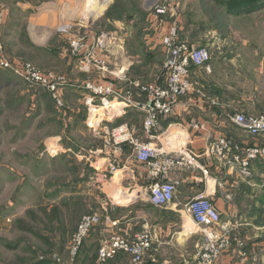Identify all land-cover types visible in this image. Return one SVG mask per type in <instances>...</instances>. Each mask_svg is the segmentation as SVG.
I'll list each match as a JSON object with an SVG mask.
<instances>
[{
    "label": "rangeland",
    "instance_id": "374dc122",
    "mask_svg": "<svg viewBox=\"0 0 264 264\" xmlns=\"http://www.w3.org/2000/svg\"><path fill=\"white\" fill-rule=\"evenodd\" d=\"M45 1L50 2V0H0V7L9 12V17L11 21L13 20L9 27L6 26V21L0 25L6 26L0 28V38L5 46L7 56L12 61L30 62L42 71L45 69L44 64L47 63V57L45 53L29 47V43L22 37L23 33V36L26 35V32H24L23 24L20 27L22 22L20 14L23 12L21 7L24 4L34 6L35 3ZM68 1H63L64 4H62L59 0H53L50 4L57 12L71 16L72 23L69 24L74 25L73 23L78 22L77 25H74L76 34H81L85 30L96 36L114 33L115 39L118 36L117 39H121L127 44L128 54L126 53L124 57L133 56L136 61L143 62L139 65L135 64L132 71L141 75L145 73V77H149L153 73L158 75L156 78L139 80L144 82L163 81L165 54L160 51L151 53L150 47L145 42L148 38L156 37L157 39L158 37L159 29L155 27L154 17H151V13L162 0H112L114 6L110 15L107 17H103V15L100 18L95 15L92 17L99 2L95 0ZM144 3L145 10L142 8ZM168 3L178 9V17L169 15L158 21L163 20L164 23L170 24L177 20L181 38L193 46L206 47L211 55V63L217 61L220 71L222 67L229 68L236 65L237 59L246 62V70L240 75V82L243 83L242 91L254 95L252 100H255V94L259 92H256V89L264 88V78L259 79L264 77V69L262 70L264 65L261 64L264 63V12L251 17L248 13L241 14L239 17L230 16L226 14L229 13L227 9L229 6L225 0H168ZM91 17L93 23L90 25L89 18ZM84 20V24L80 23ZM21 37L24 43L19 40ZM64 37L67 36L64 35ZM238 41L247 43L239 44ZM17 42H19L18 45ZM20 43L22 44L20 45ZM63 45L66 47L65 53L69 50L68 41L66 40ZM55 50L58 51L57 48ZM68 58L73 59L75 63L78 62L81 70L87 73H92L95 70L85 64L87 62L83 57L74 58L70 52ZM120 58L118 56L117 60ZM112 59L113 56L109 65L110 70L121 64L120 61L112 64ZM36 61L43 64V69ZM229 71L234 77V72L230 68ZM95 72L98 77V71L95 70ZM67 74L73 83L89 79L81 76L82 79L78 80L76 77L80 76L81 72L80 74L76 72ZM223 74L224 70L221 71V75ZM13 76L17 75L11 71L0 72V87H3L1 83L5 81L12 82ZM110 76L115 77L111 74ZM20 79L26 82L23 78ZM231 81L235 82V77ZM27 85L30 86L28 83ZM13 86V88L22 89L23 85L21 86L18 82L16 86ZM120 86L123 87L122 84ZM1 88L0 264L6 262V264H18L19 260H26L32 255L30 253L32 249L36 250L39 255H43L42 250L49 252L46 254L51 257L52 262L48 264H66L71 237L83 215L92 212L99 213L101 216L110 215V213L115 216L130 214L127 208L117 206L118 204L113 202L111 194L107 190L109 182L99 179L96 176L95 168L77 156L88 153V150L94 147L101 146V141L95 139L96 132L109 125V120L106 121V119L111 117L110 111H114L115 107L110 105L105 108L103 99L93 97L92 94L80 90L78 87L69 86L65 89L67 96L64 100L67 112L62 114V111L49 102L45 106V110L48 111L36 119L34 106L25 105L30 113L22 112L19 109L17 111V106L12 105L14 100L11 99V96L13 99L15 96L11 95L12 92L1 91ZM23 96L24 93L20 92L19 95H16L15 101L18 103L17 99ZM6 99H9L11 104L8 105L9 107L6 105ZM107 101L113 102V100ZM25 106L23 104L24 108H26ZM117 106L120 111L122 107L119 104ZM241 113L259 114L258 110L253 109L249 113ZM262 113L264 112L262 111ZM127 115V118L114 116L109 128L126 121L140 125L142 119L133 109L129 108ZM33 120L35 126L39 124L45 128L29 127L32 126ZM16 123L22 126L24 124L27 128L14 127L13 125ZM24 130L26 131L23 132ZM29 131H31L30 134H28ZM57 134H61V139L66 147L70 146L72 149L70 151L60 150L56 157L52 158L51 152L48 153L49 146H52L51 141L46 138H49L48 135ZM260 139L259 142L264 144V138ZM52 150L54 151V147L51 148ZM45 167H50L47 175L41 173ZM261 167L264 168V161H262ZM106 178L110 177L106 176ZM148 191V187L144 189L146 197L149 195ZM117 195L119 193L114 194V199L118 197ZM222 225L225 230L237 232L224 224ZM242 228L244 227L242 226ZM253 231L264 237V223L261 224L259 230ZM10 245H13V248H10ZM83 247L84 245L74 263L69 262L70 264L83 262V249H85ZM260 250L261 254H257L256 259L260 261V264H264V245ZM54 256H58L61 261H55ZM123 258H119V262H123ZM144 261L145 259L143 263Z\"/></svg>",
    "mask_w": 264,
    "mask_h": 264
},
{
    "label": "crops",
    "instance_id": "0c3cea01",
    "mask_svg": "<svg viewBox=\"0 0 264 264\" xmlns=\"http://www.w3.org/2000/svg\"><path fill=\"white\" fill-rule=\"evenodd\" d=\"M59 1L62 4L66 1L69 2L68 0ZM52 2L53 0H50V2L35 3L34 6L24 4L23 7H21L23 12L20 14V17H22L20 27H22L23 24L25 29L24 32H26V35L23 36V33L22 37L29 43V47H33L45 53L47 57V63L44 64L45 69H43V64L38 61H36V63L39 67L41 66L40 68L44 71L60 72L61 74H66L67 77V73L69 72H76L78 74L81 72V75H77L76 77L78 80L82 79L81 76H85V78H96L97 73L95 70L92 73L81 70V66L78 62L75 63L73 59L68 58L67 52L64 53L66 47H64L63 43L67 40V37L62 35L59 31V27L72 23V18L70 15H65L53 9L50 4ZM112 5L111 3L109 8ZM142 8H144V10L146 9L145 3ZM263 12L264 9H261L249 12L248 14L251 17L258 16ZM6 13L7 19L5 24L9 27L10 24L13 23V20L11 21L8 14L9 12L6 11ZM228 15L239 17L241 14ZM73 24L77 25V23ZM6 26L3 25L0 26V28H5ZM108 35L110 36V40L108 41L110 54L114 59H112V64L118 61L121 63L119 67L111 69L112 75L115 77L109 75V78L116 79L119 84L126 85V81L131 79H152L158 76L153 73L151 76L145 77V73L141 75L132 71L131 69L135 64L139 65L143 62L139 60L136 61L133 56L124 57L128 52L125 41L117 39L118 36H116L115 39L114 33H109ZM22 37L19 40L24 43ZM145 42L150 47L149 50H151V53L157 51L164 52L161 45L158 44L156 37L148 38ZM18 43L19 42H17V45ZM22 43H20V45ZM238 43L246 44L247 42L238 41ZM55 47L58 51L55 50ZM118 56L121 58L117 60ZM121 60L123 61L121 62ZM218 64L217 61H213L210 65V70L207 69V66L193 67L191 71V81L194 86L193 90L190 94L180 99L173 115L161 121L162 130L159 135L160 144L171 151L184 147L193 149L201 155V163L209 171L208 174H204L200 169H188L171 174L170 178L174 181H178L177 190L175 199L164 207L152 205L148 197L145 196L144 189L148 187L149 190L150 181L146 177L144 167L135 161L134 153L130 147H126L123 156L124 161L127 160L126 166L117 169L113 173L109 171V160L111 157L109 149L105 146L106 135L113 122L112 118H114V116L127 118V111L129 108L122 106L119 111L117 105L105 101V108L112 105L115 109L114 111H110L111 119H106V121L109 120V125L103 130H98L96 132L95 139L101 141V146L94 147L88 150V153L77 156L86 160L90 163L91 167L95 168L96 176L99 177V179H105L106 182H109L107 190H109L113 202L117 203V206L127 208L130 214L125 216H112L111 214V216H103V222L98 225L93 231L94 234H92V237L99 242L100 247L113 234L128 233L129 235H133L140 231H148L153 236L154 241L143 264H160L164 261L170 264H196L198 241L201 240V234L193 218L185 211L184 206L194 195L205 192L219 208L222 224L239 232L238 234L244 242L243 247L234 242L230 249L222 253L216 264H260L256 256L257 254H261L260 249L262 245H264V237H261L260 234L253 230H259L261 224L264 223V168L262 169L261 167L262 161L253 162L250 166L249 173L244 174L237 165H224L217 156L207 152L208 148L212 146L221 135L232 137L240 144H254L255 142H259V140L261 141L260 138H264V135H261L257 139L250 137L231 120L232 115L238 112L249 113L251 109L258 110L259 114L262 113V111L264 112V88H257L256 92H259H255L256 98L252 100L254 95L242 91L243 83L241 84L240 82V75L246 70V62H241L237 59L236 65L229 67L230 70L234 72L235 82L231 81L234 77L230 73L229 68L222 67L221 71L224 70V74L221 75ZM261 64L264 65L263 62ZM236 66L238 67L236 68ZM58 69H60V71H58ZM263 69L264 68H262V70ZM249 70L251 69L249 68ZM220 78L221 81H219ZM263 78L264 77H261L259 79L262 80ZM69 80L71 82V79ZM82 80L71 83L78 85ZM18 82L21 86L23 85L22 89L13 88V85L16 86ZM1 84L3 86L2 88L0 87L1 91L12 92L11 95L13 94V96H15L14 99L11 96V99L14 100L12 105L17 106V111L19 109L22 112L25 111L26 113H30L28 107L25 105L34 106V117L37 119L40 118L45 111H48L45 110V106L49 102H52L59 109L49 92L36 87H28L27 83L23 80L21 81L17 76L12 77V82L5 81ZM65 89L63 91L64 100L67 96ZM20 92L24 93V98L20 97L17 99V103L15 101L16 95H19ZM6 100V105H11L9 99ZM23 104L26 108L23 107ZM59 111H62V114L67 112L66 107L62 110L59 109ZM137 112L140 113L142 119L140 124L143 125L144 114L140 111ZM197 122L201 124V127H193L192 124ZM32 123V126L29 127L35 126L34 120ZM13 126H20L22 129L27 128L26 125L23 124L22 126L18 123ZM35 127H39V129L41 127L43 129L45 128V126H39V124ZM134 128L138 129L142 135V126L140 128ZM25 131L26 130L23 132ZM30 132L31 131H29L28 134H30ZM47 137L49 138L46 139L51 141L50 143L52 145L49 146L48 150V153L51 152L52 158H55L60 150L70 151L72 149L69 145H67L69 147H66L61 139V134L53 136L48 135ZM52 147H54V151H51ZM49 168L50 167H45L41 173L47 175L46 173L50 171ZM106 176L110 178H106ZM115 193H119L116 199H114ZM242 226L244 228H242ZM247 233L250 234L247 235ZM121 257H124L123 262H119V258L121 259ZM66 264H70L68 260ZM109 264L133 263L129 254L121 252L117 257L111 260Z\"/></svg>",
    "mask_w": 264,
    "mask_h": 264
},
{
    "label": "built area",
    "instance_id": "2783aa9c",
    "mask_svg": "<svg viewBox=\"0 0 264 264\" xmlns=\"http://www.w3.org/2000/svg\"><path fill=\"white\" fill-rule=\"evenodd\" d=\"M169 15L178 17V9L168 3V0H162L151 13L155 27L159 29L158 44L165 54V77L162 82L142 83L139 80H130L129 84H122L121 87L116 79L108 77L112 75L109 69L112 58L108 43L110 36H96L87 30L83 32L84 35L76 34L72 24H65L59 30L67 36V54L71 52L74 58L83 57L87 62L85 64L99 73L98 77L84 79L78 85L72 84L65 74L42 71L30 62L10 60L0 38V72L11 71L31 87L49 92L59 109L65 107L64 89L74 86L92 94L93 97L104 101L113 100L144 114L142 135L127 122L118 124L107 132L105 146L109 149L111 157L109 171L113 173L126 166L127 160L124 161L123 156L126 147H130L135 161L144 167L146 177L150 181L148 200L152 205L159 207L167 206L175 199L178 181L172 180L171 174L188 169H200L204 174L209 173L201 163V155L193 149L184 147L171 151L159 141L162 119L173 115L180 99L190 94L194 88L191 81L192 68H211L209 50L183 40L177 20L170 24L164 23L163 20L158 21ZM5 21V10L0 7V25ZM231 120L250 137L257 139L264 135V113L247 115L238 112L232 115ZM192 125L195 128L201 127L198 122ZM207 153L217 156L224 165H237L242 173L248 174L253 162L264 161V144H240L221 135L208 148ZM184 209L193 218L201 234L196 264H216L222 253L230 249L234 242L244 246L239 232L233 233L224 229L219 208L205 192L194 195L185 204ZM102 222L103 216L96 212L82 216L69 243L68 262L74 263L85 239L93 228ZM153 241V236L148 231L133 235L113 234L99 248L97 264H109L121 252L129 254L133 264H141L152 248ZM54 260L61 261L58 256H54ZM160 264L170 263L164 261Z\"/></svg>",
    "mask_w": 264,
    "mask_h": 264
},
{
    "label": "trees",
    "instance_id": "16d2710c",
    "mask_svg": "<svg viewBox=\"0 0 264 264\" xmlns=\"http://www.w3.org/2000/svg\"><path fill=\"white\" fill-rule=\"evenodd\" d=\"M225 1H226L227 6H229V7H227L228 12H229L228 14H235L236 15V14H242V13H249V12H253L255 10H260L261 8L264 7V0H225ZM113 6H114V4L108 9V11L104 17H107L110 15V12H111V9ZM131 80H137V79H131ZM139 81L142 83L155 82V81H150V80L148 82H144L141 80H139ZM126 83L129 84V81H127ZM133 110H135V109H133ZM137 111L138 110H136L135 113L138 114V116H140V113ZM121 123H124V122H120L118 124H121ZM127 123L130 124V126H132V127L140 128L142 126L141 124L138 125V124H134V123H130V122H127ZM229 138L236 141V139H234L232 137H229ZM111 215L115 216V214L114 215L111 214ZM97 227H98V225L93 228V230L91 231V236L88 239H85V241L83 243L85 249H83L84 255H83V262H81V264H97V259H98L97 258V252H98L100 245H99V242L97 240H95L94 237H92V234H94L93 231ZM18 244H20V242H18ZM9 247L13 248V245H10ZM42 252H43L42 253L43 255H39V253L36 250L32 249L30 251V253H32V255L26 260L25 259H23V261L19 260L20 263H18V264H48V263H51L52 262L51 257L47 256V254L49 252H46L45 250H42ZM6 263H2V264H6Z\"/></svg>",
    "mask_w": 264,
    "mask_h": 264
},
{
    "label": "bare ground",
    "instance_id": "6f19581e",
    "mask_svg": "<svg viewBox=\"0 0 264 264\" xmlns=\"http://www.w3.org/2000/svg\"><path fill=\"white\" fill-rule=\"evenodd\" d=\"M109 1L110 0H103V2L100 4V3H98L97 4V9H96V11L95 12H93V14L95 15V16H99L103 11H104V9L106 8V6H107V4L109 3ZM98 2V1H97ZM102 5V6H101ZM99 6H101V7H99ZM87 17V16H86ZM85 21V20H84ZM105 101H107V100H105ZM111 103H114L115 105H117V104H119L121 107L123 106L121 103H118V102H111ZM118 178V177H117Z\"/></svg>",
    "mask_w": 264,
    "mask_h": 264
},
{
    "label": "water",
    "instance_id": "95a60500",
    "mask_svg": "<svg viewBox=\"0 0 264 264\" xmlns=\"http://www.w3.org/2000/svg\"><path fill=\"white\" fill-rule=\"evenodd\" d=\"M95 1H98L100 4L103 2V0H95ZM113 1L112 0H110L109 1V3L107 4V6H106V8L104 9V11L99 15V16H97V18H100L101 16H103L106 12H107V10L109 9V6H110V4L112 3ZM94 16V14H92V17ZM92 17L91 18H89V24L91 25L92 23H93V19H92ZM75 22V21H74ZM76 23L78 24V22L76 21ZM80 23H85V21H83V22H80Z\"/></svg>",
    "mask_w": 264,
    "mask_h": 264
}]
</instances>
